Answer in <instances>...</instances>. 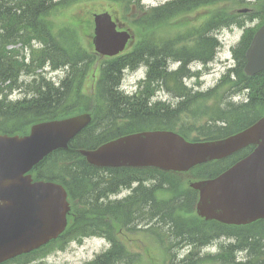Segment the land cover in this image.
Segmentation results:
<instances>
[{
  "label": "trees",
  "instance_id": "obj_1",
  "mask_svg": "<svg viewBox=\"0 0 264 264\" xmlns=\"http://www.w3.org/2000/svg\"><path fill=\"white\" fill-rule=\"evenodd\" d=\"M115 1H120L124 6L140 4V0ZM214 1L226 3V0ZM203 2L208 4L212 1ZM67 4L66 1L53 0H0V133L24 135L35 122L83 111H91L94 116L92 123L70 141L67 149L52 152L32 170L34 179L52 180L66 188L71 203L66 231L56 241L2 264H45L43 260L52 249H63L72 240L78 241L92 235L105 236L111 241L112 248L86 264H114L122 259L127 260L130 256L121 250V245L113 235L123 226L135 224L136 219H155L163 226L168 225L167 230L172 232L175 241H179L175 239L178 236L187 240V243L205 245L225 236L219 245L218 258L221 264H264V220L237 229L234 233L214 235L215 230H223L222 226L209 227L196 217L186 216L195 204L196 193L186 188L178 174L155 168L100 169L86 163L78 151L95 148L105 141L140 128L176 129L183 136H188L177 128L184 114L183 109L169 110L167 114L162 112L163 109H158L159 117L171 115L168 121L146 120L149 112L145 97H124L118 85L123 69L134 68L140 63L148 65L149 78L154 75L160 79L165 76L164 67L168 59L185 60L194 55L203 62L212 59L217 42L211 35L204 34L197 50L191 47L189 52L180 45L182 39H169L166 34L154 35L155 30L166 27L171 16L184 12L197 1H176L147 10L140 7L142 13L138 27L141 34L136 44L127 52L100 62V76L93 94L83 93L82 86L97 59L96 55L86 50L77 31L69 27L55 30L49 18L51 12L60 11ZM259 8H262L261 5ZM221 12L220 27L229 23L224 15L225 9L222 8ZM251 35L245 34L233 49L235 79L221 81L230 90H247L249 101L239 105H223L220 102L222 99L214 96L212 90L204 95L189 96L185 102L187 105H193L198 99L204 101L203 115L206 122L197 130L195 140L227 136L264 114V71L251 77L243 72L244 54ZM33 40L41 43L39 48L33 46ZM16 43H21L20 55L18 50L7 47ZM198 48L203 49L199 51ZM45 66H50L52 70L64 68V77L57 83L48 79L43 71ZM23 75L26 78L21 81ZM17 89L22 96L11 99L9 95ZM210 101L212 103L209 104ZM243 154L244 151L199 166L194 173L204 177L213 176ZM153 179L155 184L148 187L143 184V181ZM133 182H139L133 194L119 201L108 200L110 194L130 187ZM161 187L170 190L169 199L155 198L156 190ZM155 230L162 233L161 225H157ZM200 236L206 239L197 240ZM239 254L244 255L240 257Z\"/></svg>",
  "mask_w": 264,
  "mask_h": 264
},
{
  "label": "water",
  "instance_id": "obj_2",
  "mask_svg": "<svg viewBox=\"0 0 264 264\" xmlns=\"http://www.w3.org/2000/svg\"><path fill=\"white\" fill-rule=\"evenodd\" d=\"M94 25L96 52L114 56L124 49L129 34L117 31L107 13L95 14ZM245 56L246 74L264 70V24L254 34ZM89 121V114H80L34 124L25 136L0 135V263L40 247L65 229L69 204L63 186L33 181L27 173L53 150L66 148ZM247 145H254V150L222 174L191 183L199 191L196 210L200 216L246 224L264 218V116L220 140L189 142L172 131H144L80 153L97 167L187 171Z\"/></svg>",
  "mask_w": 264,
  "mask_h": 264
},
{
  "label": "rangeland",
  "instance_id": "obj_3",
  "mask_svg": "<svg viewBox=\"0 0 264 264\" xmlns=\"http://www.w3.org/2000/svg\"><path fill=\"white\" fill-rule=\"evenodd\" d=\"M60 1V0H58ZM169 0H147L146 5H159ZM227 10L232 12L234 10V2L235 0H227ZM67 5L61 7L60 11L51 12L50 20L53 23L55 30L57 28L69 27L73 28L77 31L80 42L86 48L87 51H93L92 46V16L93 13H100L104 11L110 10H119L120 16L124 18L128 22L127 24L134 29V34L137 36L141 34L140 27L136 25L138 21V12L136 10L129 11L123 10L119 3L109 1V0H68ZM221 6V5H220ZM207 10V7H204ZM219 6H214L212 11L217 13V9ZM257 10L254 8V12ZM204 9L197 8L191 11L189 14H183L178 16L171 21L169 26L160 28L154 31V35L159 36L161 34H168L169 30L175 31L178 35H192L193 28L192 26H196L201 23L204 19ZM187 18L184 21V18ZM263 15H260V19L254 20L253 25H257L260 21H263ZM252 25V23H251ZM172 26V27H171ZM171 28V29H170ZM243 30L241 28H237L236 26L232 30H226L219 36V39L223 42L221 50L217 53V58L214 65V69L216 71H205V75L202 77L201 85L199 86V90L206 91L209 86L213 85L221 76V69L223 68V64L226 61V57H229L230 60V49L235 46L241 39V35ZM193 36V35H192ZM38 45V41L35 40V46ZM12 46L9 47L11 49ZM18 50L19 55L21 54V44H17L12 50ZM23 51H27L24 49ZM92 69L87 76L84 86L83 92L89 93L90 89L94 86V77H92ZM144 75L143 70L129 73L125 76L123 85L126 86L127 90L134 91L136 89V85L140 83L137 82V79L141 78ZM47 76L51 77L53 80H57L58 77L63 76V72H51L47 73ZM198 79V78H197ZM193 81V79H192ZM197 81V80H196ZM18 93L15 94L17 96ZM170 97L166 91L159 92V99H165ZM238 100V99H236ZM199 106V104H196ZM197 107V106H195ZM194 109L189 112V117L184 120L180 126L186 132H189L191 136L196 135V130L199 128V119L197 116L200 114L192 113ZM200 112H203V108L200 106ZM183 178H187V176L182 175ZM184 179V180H185ZM186 181V180H185ZM127 194V191L121 192L120 195L111 197V199L122 197V195ZM140 223L130 224L128 226H123L118 232H116L113 236L116 241L123 246L127 252L133 254L132 257L128 258L126 261H119L115 264H171L172 261L177 260V258L172 259L170 257V252L168 250L169 244L165 241H159V237L155 234L154 226L152 227H144V225L139 226ZM160 230H156V232ZM167 239V237H166ZM109 248V243L106 239L99 237H88L81 240H74L67 243L62 250L52 249L48 254L46 259L47 264H86L87 261L92 260L97 254L107 250ZM215 247L207 248V252L201 253V261L197 264H218L215 263L214 260H210L207 258V255L214 254ZM54 250V251H53ZM134 255H137L134 257ZM15 264V263H11Z\"/></svg>",
  "mask_w": 264,
  "mask_h": 264
},
{
  "label": "flooded vegetation",
  "instance_id": "obj_4",
  "mask_svg": "<svg viewBox=\"0 0 264 264\" xmlns=\"http://www.w3.org/2000/svg\"><path fill=\"white\" fill-rule=\"evenodd\" d=\"M199 31H203L204 29H203V27H200L199 29H198ZM167 90V93H168V95L170 96V97H175V96H179V93H177V92H173L172 91V89H166ZM181 93V92H180ZM182 94V93H181ZM181 96V95H180Z\"/></svg>",
  "mask_w": 264,
  "mask_h": 264
},
{
  "label": "bare ground",
  "instance_id": "obj_5",
  "mask_svg": "<svg viewBox=\"0 0 264 264\" xmlns=\"http://www.w3.org/2000/svg\"><path fill=\"white\" fill-rule=\"evenodd\" d=\"M211 32H212V29H206V30L204 31V34H208V35H210ZM201 39H202V36L199 37V39H198V43L201 42ZM201 44H202V43H201ZM202 49H203V48H198L199 51H202ZM246 103H247V102H246ZM242 255H244V254H239L240 257H242Z\"/></svg>",
  "mask_w": 264,
  "mask_h": 264
}]
</instances>
